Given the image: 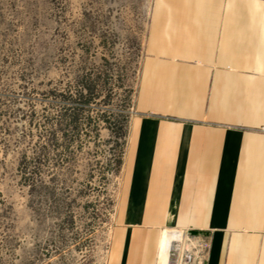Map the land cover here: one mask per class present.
I'll use <instances>...</instances> for the list:
<instances>
[{"label":"rangeland","instance_id":"374dc122","mask_svg":"<svg viewBox=\"0 0 264 264\" xmlns=\"http://www.w3.org/2000/svg\"><path fill=\"white\" fill-rule=\"evenodd\" d=\"M153 0H0V264H105Z\"/></svg>","mask_w":264,"mask_h":264},{"label":"crops","instance_id":"0c3cea01","mask_svg":"<svg viewBox=\"0 0 264 264\" xmlns=\"http://www.w3.org/2000/svg\"><path fill=\"white\" fill-rule=\"evenodd\" d=\"M105 264H264V0H153Z\"/></svg>","mask_w":264,"mask_h":264},{"label":"built area","instance_id":"2783aa9c","mask_svg":"<svg viewBox=\"0 0 264 264\" xmlns=\"http://www.w3.org/2000/svg\"><path fill=\"white\" fill-rule=\"evenodd\" d=\"M167 264H207L210 242L181 228L167 229Z\"/></svg>","mask_w":264,"mask_h":264}]
</instances>
